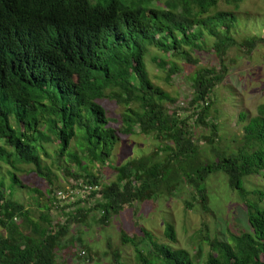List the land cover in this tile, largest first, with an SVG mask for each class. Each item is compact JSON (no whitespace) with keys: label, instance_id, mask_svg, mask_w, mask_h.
Returning a JSON list of instances; mask_svg holds the SVG:
<instances>
[{"label":"trees","instance_id":"16d2710c","mask_svg":"<svg viewBox=\"0 0 264 264\" xmlns=\"http://www.w3.org/2000/svg\"><path fill=\"white\" fill-rule=\"evenodd\" d=\"M219 1L0 0V169L32 166L37 177H46L49 203L35 217L10 193L5 196L0 182V228L5 232L0 236V264H66L57 258L65 245L74 258L90 262L92 253L79 235L65 243L70 228L89 220L106 227L125 208L155 201L172 170L192 189L193 200L205 212L210 209L204 183L215 173L225 175L229 190L245 203L249 231L232 237L230 243L208 240L210 252L203 264H264V189L244 188V180L254 175L264 182L263 108L243 127L239 141L243 145L235 153L227 154L217 145V126L206 122L214 91L227 73L228 50L236 47L248 55L264 45V39L236 43L229 36L235 20L231 13L202 18ZM240 1L230 0L235 9ZM203 36L213 40L204 52ZM151 49L162 55L151 60L166 73L167 81L181 71L168 67L165 59L180 58L196 69L189 98L181 101L154 85L146 67ZM199 52L213 54L217 65L200 67L194 58ZM105 97L121 106L135 103L139 113L128 110L131 116L122 119L117 132L109 127L99 104ZM209 125L204 142L214 160L191 167L199 152L193 130ZM135 127L140 135L157 141L155 151L110 167L117 178L109 184L100 182L99 175L80 174L79 154L69 152L74 138L81 141L80 157L90 164H105L118 136L132 134ZM42 143H56L52 157L67 184L83 182L99 190L85 200L60 206L55 194L64 187L54 186L50 171L42 168L38 155L44 153ZM63 157L66 165L73 163L75 172L59 166ZM20 184L11 173L10 190ZM248 195L252 201L245 200ZM139 232L120 234L121 243L132 246L136 264H194V260L198 264L199 252L192 258L186 250L153 241L143 228ZM164 235L175 242L170 224ZM82 251L88 253L86 258ZM112 253L115 264H121L119 253Z\"/></svg>","mask_w":264,"mask_h":264},{"label":"rangeland","instance_id":"374dc122","mask_svg":"<svg viewBox=\"0 0 264 264\" xmlns=\"http://www.w3.org/2000/svg\"><path fill=\"white\" fill-rule=\"evenodd\" d=\"M219 12L231 13L234 16L235 20L229 36L236 43H240L244 38L264 39V0H241L236 9L230 0H220L217 6L210 9L202 18L212 17ZM203 39L205 45H201L202 52L210 50L213 43V40L208 36H203ZM154 56L162 58V55L151 49L146 59L149 78L154 85L162 88L169 96L181 101L189 98L191 79L196 69L185 64L180 58L165 59L168 67L173 65L181 71L171 81H167L166 73L161 71L151 60ZM194 58L197 59L200 67H208L210 64L217 65L213 54L199 52L194 55ZM226 67L225 79L214 91L211 117L206 122L207 124H216V138L218 139L216 143L227 154H230L238 152L242 147L243 144H240L239 141L243 135V127L250 119L260 114V108H263L264 115V45H259L248 55L238 51L236 47H231L226 54ZM99 104L104 108L110 120L109 127L117 132L123 125L122 119L131 116V112L139 113L135 103L121 106L105 97ZM128 110L131 112H127ZM209 128L210 125L208 128L198 126L193 130L194 138L198 141L199 152L196 156L197 162L193 161L192 164H189L191 167L197 164H207L214 160L210 148L204 142V138L209 136ZM138 132V127H135L130 135H119L112 154L105 164H90L85 157H80L78 144L81 141L78 137L73 139L69 152L75 153L76 156L79 154L77 157L83 167L79 171L80 174L99 175L100 182L109 184L117 178V174L110 167H121L129 161L149 155L159 145L150 136H143ZM77 134L80 135L78 132ZM42 146L44 153L38 152L42 168L50 171V179L54 186L65 187L67 185L66 177L57 171L52 157L57 148L56 143H42ZM163 156L164 154H161L158 161H161ZM66 160L67 157L61 158L59 166L70 167L74 171L76 168L73 163L66 165ZM17 168L18 170L14 171L6 165H1L0 182L3 184L5 196L10 193L12 200L25 209L31 210L36 217L49 205L48 182L46 177H37L32 166L23 165L17 166ZM11 173H14L21 183L15 186L12 191L10 190ZM179 179V174L172 170L166 182L160 186L159 192L156 193L155 201L137 203L125 208L118 215L112 216L106 227L89 220L84 224L70 228L65 243L69 244L71 237L79 235L86 251L92 253L93 259L90 262L86 263L74 258L66 245L64 248L67 249L58 252L57 258L64 260L66 264H115L112 251H117L121 264H136L132 246L122 244L120 234L121 232L128 233V235L138 234L140 228H143L158 244H163L173 250H186L192 258L196 251L199 252L198 264H203L210 252L208 240L217 239L220 242L230 243L232 237L249 231L245 203L236 192L229 190L225 175L222 173L212 174L204 183L209 198L208 209L211 210L209 212H205L197 201L193 200L192 189ZM244 188L247 192L264 189V182L259 176L254 175L244 180ZM245 200L252 201L253 196L248 195ZM188 204H191L192 207H189ZM166 224L173 227L175 242H171L165 237ZM4 235L5 232L0 228V236ZM194 264H196L195 260Z\"/></svg>","mask_w":264,"mask_h":264},{"label":"built area","instance_id":"2783aa9c","mask_svg":"<svg viewBox=\"0 0 264 264\" xmlns=\"http://www.w3.org/2000/svg\"><path fill=\"white\" fill-rule=\"evenodd\" d=\"M98 186L89 185L83 182H72L67 184L63 189L55 194V199L60 206L72 205L79 200H85L92 193L98 191ZM80 255L84 258L87 257L86 253L82 251Z\"/></svg>","mask_w":264,"mask_h":264}]
</instances>
